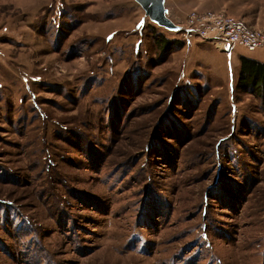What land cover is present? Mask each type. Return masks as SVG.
Listing matches in <instances>:
<instances>
[{"label": "rangeland", "instance_id": "rangeland-1", "mask_svg": "<svg viewBox=\"0 0 264 264\" xmlns=\"http://www.w3.org/2000/svg\"><path fill=\"white\" fill-rule=\"evenodd\" d=\"M164 7L264 30V0ZM208 40L137 0H0V264H264V97Z\"/></svg>", "mask_w": 264, "mask_h": 264}, {"label": "built area", "instance_id": "built-area-1", "mask_svg": "<svg viewBox=\"0 0 264 264\" xmlns=\"http://www.w3.org/2000/svg\"><path fill=\"white\" fill-rule=\"evenodd\" d=\"M184 41L193 36L201 39H214L219 45L237 44L247 52L264 51V30L248 27L241 19L227 13H217L207 10L201 14L192 11L188 25L178 27Z\"/></svg>", "mask_w": 264, "mask_h": 264}, {"label": "trees", "instance_id": "trees-1", "mask_svg": "<svg viewBox=\"0 0 264 264\" xmlns=\"http://www.w3.org/2000/svg\"><path fill=\"white\" fill-rule=\"evenodd\" d=\"M158 49H169L171 45H180L179 40H167L163 36L155 40ZM183 46V45H182ZM240 67L237 73L236 88H244L248 86L249 92L254 97H264V62L250 57L241 55L239 58Z\"/></svg>", "mask_w": 264, "mask_h": 264}, {"label": "water", "instance_id": "water-1", "mask_svg": "<svg viewBox=\"0 0 264 264\" xmlns=\"http://www.w3.org/2000/svg\"><path fill=\"white\" fill-rule=\"evenodd\" d=\"M137 2L159 26L163 25L168 28L179 29L177 26L172 25V22L166 16L164 0H137Z\"/></svg>", "mask_w": 264, "mask_h": 264}, {"label": "crops", "instance_id": "crops-1", "mask_svg": "<svg viewBox=\"0 0 264 264\" xmlns=\"http://www.w3.org/2000/svg\"><path fill=\"white\" fill-rule=\"evenodd\" d=\"M165 12H166V8H165ZM168 12V11H167ZM247 26H250V25H248L243 19H241ZM251 27V26H250ZM210 43H216L215 42V40L214 39H209L208 40ZM217 44V43H216ZM218 45V44H217ZM259 53H257V55L256 54H254V53H249V52H247V51H244L242 48H239V47H237V46H235V45H231V46H229V48H228V50H227V52H226V57H227V59H230L231 60V63H232V61H235V66H236V68H237V73H238V71H239V67H240V60H239V58L241 57V55H244V56H246V57H250V58H253V59H258V60H260V61H262V62H264V51H262L261 52V50H259L258 51ZM247 54H250V55H247ZM232 65H234V64H232Z\"/></svg>", "mask_w": 264, "mask_h": 264}, {"label": "bare ground", "instance_id": "bare-ground-1", "mask_svg": "<svg viewBox=\"0 0 264 264\" xmlns=\"http://www.w3.org/2000/svg\"><path fill=\"white\" fill-rule=\"evenodd\" d=\"M252 54V53H251Z\"/></svg>", "mask_w": 264, "mask_h": 264}]
</instances>
